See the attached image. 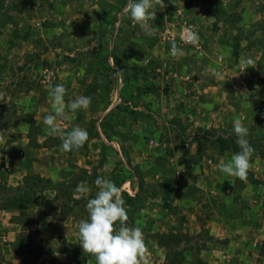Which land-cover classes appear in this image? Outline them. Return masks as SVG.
<instances>
[{
	"label": "rangeland",
	"instance_id": "374dc122",
	"mask_svg": "<svg viewBox=\"0 0 264 264\" xmlns=\"http://www.w3.org/2000/svg\"><path fill=\"white\" fill-rule=\"evenodd\" d=\"M127 2L0 0V264H96L78 224L97 177L122 189L150 264H264V0H164L155 36ZM58 84L92 98L60 122L88 131L78 151L43 123ZM234 118L255 149L245 181L217 167L239 150Z\"/></svg>",
	"mask_w": 264,
	"mask_h": 264
},
{
	"label": "clouds",
	"instance_id": "9594fccd",
	"mask_svg": "<svg viewBox=\"0 0 264 264\" xmlns=\"http://www.w3.org/2000/svg\"><path fill=\"white\" fill-rule=\"evenodd\" d=\"M157 6L164 9V0H128L123 15L128 16L132 25H138L146 35L155 36L159 28L150 21L156 17L154 10ZM181 39L186 44L197 46L200 37L196 31L189 29ZM183 55V50L174 40L171 41V56L178 58ZM242 63L253 65L254 61L249 58ZM48 94L53 101L54 114H48L44 118L47 134L61 139L62 152L78 151L89 140L88 131L79 125L65 131L60 122L71 121L77 110L89 109L92 98L81 95L66 103L67 88L64 84L49 86ZM4 95L0 93V100L4 99ZM233 131L239 150L229 161L221 160L217 167L223 174L245 181L253 167L252 156L255 149L247 139L249 129L244 126L241 118H234ZM6 139L7 130L0 131V143ZM94 183L99 191L95 198L87 200L88 218L81 219L78 224L79 245L83 252L94 256L96 264H150L149 249L142 228L129 225L130 218L122 189L104 177H97ZM76 191L87 193L89 189L78 186Z\"/></svg>",
	"mask_w": 264,
	"mask_h": 264
},
{
	"label": "built area",
	"instance_id": "2783aa9c",
	"mask_svg": "<svg viewBox=\"0 0 264 264\" xmlns=\"http://www.w3.org/2000/svg\"><path fill=\"white\" fill-rule=\"evenodd\" d=\"M189 29H191V30L194 31V27H193L192 24H190V25H184V31L180 35V40H182L181 37H183Z\"/></svg>",
	"mask_w": 264,
	"mask_h": 264
}]
</instances>
